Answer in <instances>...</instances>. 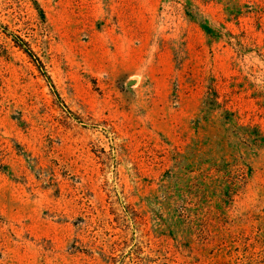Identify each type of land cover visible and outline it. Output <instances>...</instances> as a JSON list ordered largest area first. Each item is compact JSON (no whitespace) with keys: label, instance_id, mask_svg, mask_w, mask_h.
I'll return each instance as SVG.
<instances>
[{"label":"rangeland","instance_id":"rangeland-1","mask_svg":"<svg viewBox=\"0 0 264 264\" xmlns=\"http://www.w3.org/2000/svg\"><path fill=\"white\" fill-rule=\"evenodd\" d=\"M0 264H264V0H0Z\"/></svg>","mask_w":264,"mask_h":264},{"label":"water","instance_id":"water-1","mask_svg":"<svg viewBox=\"0 0 264 264\" xmlns=\"http://www.w3.org/2000/svg\"><path fill=\"white\" fill-rule=\"evenodd\" d=\"M136 83V81H130L127 83L128 87H131L132 85H134Z\"/></svg>","mask_w":264,"mask_h":264},{"label":"trees","instance_id":"trees-1","mask_svg":"<svg viewBox=\"0 0 264 264\" xmlns=\"http://www.w3.org/2000/svg\"><path fill=\"white\" fill-rule=\"evenodd\" d=\"M208 30H209V29H208ZM29 55H30V56H34L33 53H31V52L29 53Z\"/></svg>","mask_w":264,"mask_h":264}]
</instances>
